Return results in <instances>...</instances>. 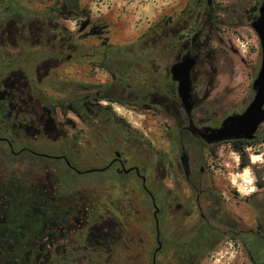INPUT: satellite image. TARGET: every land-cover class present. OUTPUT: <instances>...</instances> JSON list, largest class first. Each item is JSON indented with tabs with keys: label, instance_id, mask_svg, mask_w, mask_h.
<instances>
[{
	"label": "flooded vegetation",
	"instance_id": "af4514ba",
	"mask_svg": "<svg viewBox=\"0 0 264 264\" xmlns=\"http://www.w3.org/2000/svg\"><path fill=\"white\" fill-rule=\"evenodd\" d=\"M108 8L95 17L81 0H0V264H153L160 243L156 264H174L181 239L191 247L197 237L196 264H218L224 251L238 254L232 264H264V164L245 214L212 177L217 146L244 156L264 145V122L253 139L218 140L214 129L240 112L206 116L218 75L205 58L220 29L213 0H181L133 41L113 32ZM146 39L157 51H139ZM162 46L183 48L174 55ZM185 57L193 59L190 110L172 70ZM165 111L170 151L145 164L138 154L154 150L134 119ZM94 171L110 173L62 181Z\"/></svg>",
	"mask_w": 264,
	"mask_h": 264
},
{
	"label": "rangeland",
	"instance_id": "374dc122",
	"mask_svg": "<svg viewBox=\"0 0 264 264\" xmlns=\"http://www.w3.org/2000/svg\"><path fill=\"white\" fill-rule=\"evenodd\" d=\"M81 1L83 6L91 5L95 17L104 16L109 10L108 6H113L115 9L111 13V18L119 22L112 25L113 32L129 41L146 35L150 26L163 10H170L171 7L181 2V0ZM213 2L215 11L219 12L220 29L210 40L207 50L209 53L205 56L210 69L209 74L212 68L218 69V75L214 82L211 79L209 81L210 85L214 84V88L204 103L207 108L206 116L210 122L221 120L230 113L241 112L247 106L250 101L251 86L259 72L262 60L260 38L251 25L258 15V7L262 0H213ZM113 35L111 33V36ZM149 37L151 38L152 34ZM86 47H88L87 44H85ZM151 47L154 46L152 43H147L146 39V42L139 45V50L150 49ZM181 48L183 46H177L170 50L162 46L160 52L175 55ZM171 121L172 118L168 111H165L161 118L149 117L146 112L144 121L138 118L134 119L133 126L140 128L145 133V138L150 141L146 142L147 146H151L154 150L150 157L147 151L138 154L139 159L145 164L150 162L152 157L162 158V153L170 151L169 138H167L164 128L167 126L166 123ZM158 123L161 125L160 128L157 127ZM99 143L103 144L104 141ZM216 152L217 156L220 157L221 165L218 168L215 167V171L212 173L213 180L223 189L225 196L240 199L232 200L231 206L234 207V212L245 214L248 212V203L244 197L250 192L252 182L255 180V172L258 170L256 165L264 164V145L261 147L258 144L245 148L244 156L229 144L217 146ZM166 156L168 155L166 154ZM39 159L46 162H56L47 158ZM160 160L162 162L163 158ZM109 173L107 171L82 174L69 172L64 175L62 181L69 182L74 177L83 181H99ZM157 174L162 181L160 185L163 184V181L166 184L169 183V179H163L162 168ZM146 225L150 228L149 223ZM222 254L223 256H221ZM151 255L152 253H149V256ZM221 255V261L218 264H232L233 258L238 254L224 251ZM239 256L242 257L240 254Z\"/></svg>",
	"mask_w": 264,
	"mask_h": 264
},
{
	"label": "water",
	"instance_id": "95a60500",
	"mask_svg": "<svg viewBox=\"0 0 264 264\" xmlns=\"http://www.w3.org/2000/svg\"><path fill=\"white\" fill-rule=\"evenodd\" d=\"M257 32L262 48V60L259 72L254 79L253 87L256 90L255 96L249 105L240 113H234L227 116L222 126L214 129L216 139L226 138H245L253 139L261 123L264 122V0L259 8V15L251 23ZM193 64L191 57H185L182 61L175 63L172 70L179 79V94L188 110L192 108L191 104V80L190 69ZM155 211V216H157ZM162 248V244L157 248L153 264H156V253Z\"/></svg>",
	"mask_w": 264,
	"mask_h": 264
},
{
	"label": "trees",
	"instance_id": "16d2710c",
	"mask_svg": "<svg viewBox=\"0 0 264 264\" xmlns=\"http://www.w3.org/2000/svg\"><path fill=\"white\" fill-rule=\"evenodd\" d=\"M129 47L131 46L128 45ZM137 47V46H136ZM135 47V48H136ZM130 52V50H128ZM131 51H134V50H131ZM136 51V50H135ZM140 52L141 51H144V52H155L154 51V47H151L150 49H143V50H139ZM147 228V226H146ZM149 228V227H148ZM186 239H181V242L179 243L178 245V248L179 250L177 251L176 255V260H175V263L174 264H185V262L183 261L182 257L184 256H190V251H191V248H192V252H193V257H192V263L193 264H196L197 261H199V259L204 256V253L201 251L202 250V237H197V238H194L192 239V242H191V247H186L185 244H186ZM164 253V250L162 251ZM150 260H151V256H150Z\"/></svg>",
	"mask_w": 264,
	"mask_h": 264
}]
</instances>
